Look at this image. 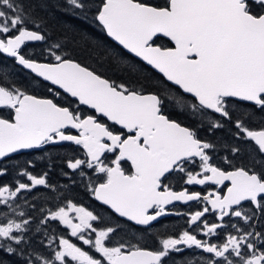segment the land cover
I'll list each match as a JSON object with an SVG mask.
<instances>
[{"label": "snow or ice", "instance_id": "1", "mask_svg": "<svg viewBox=\"0 0 264 264\" xmlns=\"http://www.w3.org/2000/svg\"><path fill=\"white\" fill-rule=\"evenodd\" d=\"M58 10L91 13L145 66L109 49L98 71L69 54L67 35L30 53V42L49 41L47 17ZM64 30L73 43L84 37L71 23ZM200 129L229 132L224 166ZM64 144L61 175L79 180L115 226H99V212L32 160L12 166ZM173 179L226 192L176 191ZM192 201L203 207L188 227L155 249L113 244L121 218L146 233L174 202ZM0 264H264V0H0Z\"/></svg>", "mask_w": 264, "mask_h": 264}, {"label": "flooded vegetation", "instance_id": "2", "mask_svg": "<svg viewBox=\"0 0 264 264\" xmlns=\"http://www.w3.org/2000/svg\"><path fill=\"white\" fill-rule=\"evenodd\" d=\"M99 29L102 35H104L101 27H99ZM39 45H40V42H30L28 44V51L30 53H33L32 48L34 47L35 51L39 53L40 51H42V47L41 45L40 46ZM9 65L11 66L10 60H9ZM17 72H18V78L25 80V81L29 78L28 72L23 70L19 66H17ZM37 93L39 92H36L35 94ZM84 111L88 112L90 110L84 107ZM169 111L173 113L174 118H178L182 121L184 120L182 116H179L176 113L175 109L170 108ZM184 122L187 123V121H184ZM69 147L70 146L67 144L49 145V146H45L43 150L26 151L22 155L17 156L12 161V166L17 165V164L22 165L25 161L32 160L34 163V168L32 170H34L36 173L48 171L49 172L48 179L50 183L52 184L60 183L61 186L63 187L65 185H68V186L74 185L70 183L67 177H64L63 175H61V169L56 170L54 171V173H52L53 167L61 166L62 168V162L60 160V157H62L65 154V152L68 150ZM214 162H215V155H214ZM124 166L125 168L129 167L128 164H125ZM189 167L191 168L192 166L190 165ZM11 178L12 176L5 177V179H11ZM171 183H172L174 190L176 191L181 190L183 187H187L189 191H199L201 192L202 195L207 194L208 191H212V190L221 191L222 194L225 192V189L223 188V186H216V185H210V184L209 185H184L182 182H178L176 179H173ZM40 195H45V192H40ZM91 199L93 203L95 204L94 206L98 208L99 214L102 217H104L103 221L98 222L99 226H104L105 224L115 226L116 218L107 215L106 212L103 210V207L100 205V203L96 202L94 198L92 197ZM202 207H203V202L202 203H197L195 201L188 202V203L174 202V205L169 206L172 214L160 218L158 222H154L152 228L146 233L139 230L138 227H132L130 223H125L121 218L117 234L113 236L112 242L113 244L117 242H130L133 244L138 243L142 247H146L148 249H155L157 247L158 239L161 238L162 236L178 233L186 229L188 227L186 223L188 219V214L195 212L196 210H199ZM176 213H180V214L177 215ZM209 219L211 220L213 219V217L209 216ZM52 227L53 228L56 227L55 222H53ZM59 230L65 231L63 226H60ZM157 234H160V235L158 236ZM153 237H156V238L153 239ZM72 239L75 240V238H72Z\"/></svg>", "mask_w": 264, "mask_h": 264}, {"label": "trees", "instance_id": "3", "mask_svg": "<svg viewBox=\"0 0 264 264\" xmlns=\"http://www.w3.org/2000/svg\"><path fill=\"white\" fill-rule=\"evenodd\" d=\"M47 21H48V24H47L46 32L50 39L47 43L40 42L42 50L48 46V43H52L57 40H60L62 36L67 35L68 43L66 45V49L69 52V54L73 58L77 59L79 62L89 67L95 68L101 72H105V70L109 66L108 62L103 59L105 51L111 49L117 52H123L121 49H119L117 46H115L113 43L107 40L104 37V35H102L98 25L96 23H93L91 13H89L87 20H83V18L68 17L67 14L63 12V10H58L55 14L48 16ZM65 23L73 24L81 32L84 33V37H81L80 35H76V42L73 43L72 37L74 33L65 32L64 30ZM85 37L87 41L90 42L92 47L86 46ZM32 51L34 54H39L41 52L40 51L39 53H37L34 47L32 48ZM123 53L127 61H134L140 67H144V65L140 63L139 61L127 55L125 52ZM148 71L151 73L153 77L159 76L158 74H156L154 71H152L149 68H148ZM107 74L112 75V73L110 72ZM117 78L118 79H134L135 77L118 76ZM37 92H39L37 93V95H48L46 89H40ZM198 134L202 138L211 140L213 143L217 144V148L215 151V162L217 164H221V166H224L222 164V157L224 155H227V152L224 150L222 145H224L225 143L233 142L227 129L217 131L215 134H212V133L206 132L203 129H200ZM60 169H61V166L53 167L52 173ZM53 184L57 185L62 191H64V195L67 196V198L73 200V202L82 204L83 206L87 207L89 210H93L94 212H99L98 208L94 206L95 204L93 203L90 195L86 192L83 184H81L79 180H77V183L74 185H69V186L65 185L64 187L61 186L60 183H53ZM39 191L44 192L43 189H40ZM55 203L56 201H52V203L47 206L51 207L52 204H55ZM106 214L108 215L107 212Z\"/></svg>", "mask_w": 264, "mask_h": 264}, {"label": "water", "instance_id": "4", "mask_svg": "<svg viewBox=\"0 0 264 264\" xmlns=\"http://www.w3.org/2000/svg\"><path fill=\"white\" fill-rule=\"evenodd\" d=\"M103 33H104L105 37H106L109 41H111L113 44H115L117 47H119V48H120L123 52H125L127 55L133 57L131 54L127 53L126 50H123L122 47L119 46V45H118L115 41H113L110 37H107V35H106L105 32H103ZM133 58L136 59V60H138L139 62H141V63L144 65V63H143L142 61H140L139 58H135V57H133ZM148 68L151 69L150 66H148ZM22 69H23V68H22ZM23 70H25V69H23ZM151 70L154 71L155 73H157L159 76L161 75V74H159L158 72H156L155 70H153V69H151ZM25 71L28 72V70H25ZM84 107H86V106H84ZM86 108H87V107H86ZM73 131H75V130H73ZM226 183H227V182H226ZM225 192H226V189H225ZM96 202H98V201H96ZM98 203H99V202H98Z\"/></svg>", "mask_w": 264, "mask_h": 264}]
</instances>
